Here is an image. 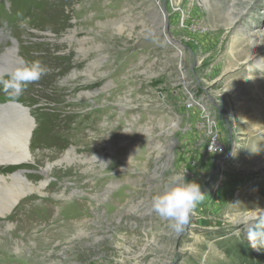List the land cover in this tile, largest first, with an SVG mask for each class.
<instances>
[{
	"label": "rangeland",
	"instance_id": "rangeland-1",
	"mask_svg": "<svg viewBox=\"0 0 264 264\" xmlns=\"http://www.w3.org/2000/svg\"><path fill=\"white\" fill-rule=\"evenodd\" d=\"M195 1L168 17L166 31L186 54L179 65L172 47L153 49L157 36L128 37L139 19L129 0H0V54L15 45L21 60L49 69L16 100L0 89V107L29 109L34 155L0 174L19 170L37 183L45 160L67 149L102 157L54 166L45 195L27 197L0 220V264H133L142 255L146 264H264V248L248 241L255 221L235 224L264 210V0ZM241 40L262 51L248 64L255 83L228 68L243 61L242 51L229 52ZM225 154L232 161L217 172ZM175 174L204 195L179 237L151 210L152 195Z\"/></svg>",
	"mask_w": 264,
	"mask_h": 264
},
{
	"label": "bare ground",
	"instance_id": "bare-ground-1",
	"mask_svg": "<svg viewBox=\"0 0 264 264\" xmlns=\"http://www.w3.org/2000/svg\"><path fill=\"white\" fill-rule=\"evenodd\" d=\"M186 2H189V6H187V7L185 6ZM195 2H196L195 0H129L128 4L127 3L126 4L130 5V6L135 5V7H136L135 10L137 12V15H135V14L134 15H135V17H139V19H135L137 21H135V20L131 21L132 24H130L127 28L128 29L127 33L129 34L128 37L134 43L135 40H138L141 38H146V37H150V36L151 37L157 36V39H155V44H154V40L152 43L153 49L155 50L156 48H160V49H162V51L165 52V51H167V49L169 47L170 48L172 47L171 49H173V50H171V52L173 51V55L172 54L171 55H172V58L174 59L173 61L175 62V60H181L180 64H179V65H181L182 60H184L186 54H184L180 51L182 48V45L180 44V42L175 40V38H173V36H171L166 31V29L169 25L168 24V17L176 15L177 13L184 14L187 11H190V9H192L193 7H196ZM199 2H202V1L199 0L197 3H199ZM148 6H150V9L148 11H146V13L144 14V10ZM139 14H142V15L144 14V15L142 17H140V16H138ZM183 22L184 21H182L181 24ZM135 24H137L138 27L140 28V29H138V30H140V33H138L135 30V27H134ZM112 25L114 27H116V30L118 33H121L120 28L123 26L121 23L114 22ZM154 25H155V27H154ZM149 29H151V30H149ZM71 32H72V34L74 33L73 31H71ZM159 32H160V34H159ZM224 32H226V34L224 36H227L229 40H231L233 37H235L230 28H226ZM70 34L66 35L67 41H70L73 38V36ZM160 36H162V37H160ZM234 40H235V38H234ZM140 43H138V45L142 46ZM232 43L233 42H231V45H232ZM234 43H236V42H234ZM238 45L240 46L239 49L234 48V45L229 47L230 48L229 52L231 54L233 52L237 53L238 50L242 51L241 53L243 55V61H242V63L239 64V61L237 62V59H235L233 62H231V60H230V63H228V65H229L228 68L232 69V68L236 67L234 71H237V70L238 71L240 70V72L242 70L247 71L248 75H250V76H248L249 81L251 80L253 83H255L254 82L255 78L250 74V72H252V71H249L250 68H249L248 64L250 62L257 64V62H259V59H260L258 52L262 53V51L259 48V49L254 50L253 52H250L249 49H247L244 46L245 44H244V41H242V40L239 41ZM238 45L236 47H238ZM162 51H161V53H162ZM3 52H4L3 54H0V74L7 73L8 71L18 67L20 65V62H21V58L18 57L17 47L15 45L13 47H10V48H5V51H3ZM238 54H240V53H238ZM170 57L171 56H167V59ZM232 58H234V57H232ZM241 58H242V56H241ZM206 59H207V57H206ZM244 64H245V66L243 67L242 65H244ZM179 65L177 64L176 66L180 67ZM201 66H202V64H201ZM259 66L261 68L264 67V66H261V64ZM86 73L88 76V78H86V80H88L92 77L91 71L88 70V71H86ZM227 73L228 72H224L220 76V79L224 78L227 75ZM243 73H244V71H243ZM209 86H212V84H210ZM90 94L91 93H87V95H90ZM234 96L236 98L237 93L234 94ZM242 97H243V95H242ZM190 98H191V101H193V102H196V103L200 102V101H196L193 98V96H190ZM200 98L203 99L204 97L200 96ZM234 101H235V99H234ZM142 108L145 109V106ZM234 109L237 110V116H240L241 112L238 110L240 108L237 106ZM32 128H33V119L30 116L29 109H27L26 107H23L19 103H8V104L0 107V168L2 166L3 167L9 166V165L10 166H17V165H22V164L34 162V155L30 149V146H29L30 133H31L30 131ZM160 134H161V132H160ZM160 134H158V136ZM159 138H161V137H159ZM239 140H243V139H239ZM160 141H163V139L161 138V140H156L153 145H155V146L158 145L160 143ZM94 159H97V160L99 159L100 162L102 161L101 156H93L91 158H87L85 156H78L77 154L74 153L73 149H67L64 153L58 154L56 158H53V161L45 160L43 166L39 170V174L42 176L43 180H41L37 183H33L32 181L28 180L24 174H23L24 176L21 175L22 171H19V170L13 171V172L8 173V174H0V220L4 219L5 217L12 214L15 211V208L19 205V203H21L22 201L27 199V197H30L33 194L45 195L44 188L46 186L48 174L51 172V170L53 169L54 166H62V165L65 166V165H69V164L77 162V161L91 162ZM153 160H155V159L153 158ZM229 161H232V155L228 156V154H225V156H223L221 158V160L218 162L217 172H222L221 168H228L227 163H229ZM238 163H241V160H238ZM233 168L238 169V170L241 169V167L237 164ZM258 169H259L258 170L259 172L264 174V167H261ZM241 170L243 172H246L245 171L246 168H244V167ZM221 181H222V175H221V179H219V183ZM99 201L102 202V200H99ZM116 206L120 207L122 205H116ZM18 213H19V211H18ZM255 214L256 213H250V214L245 215V216L243 214L238 218L239 220L236 221L235 224L241 225V227H245L244 229H246V227L249 226V224L252 222V220H249L247 222H245V221L247 219H249L250 217L254 216ZM87 221L88 220H85L84 222L80 223V226H84L85 223H87ZM145 258H146V255H142L140 258H138L136 261H134L133 264H146ZM156 258H159V257L157 256ZM152 264H156V262H154Z\"/></svg>",
	"mask_w": 264,
	"mask_h": 264
},
{
	"label": "clouds",
	"instance_id": "clouds-1",
	"mask_svg": "<svg viewBox=\"0 0 264 264\" xmlns=\"http://www.w3.org/2000/svg\"><path fill=\"white\" fill-rule=\"evenodd\" d=\"M49 69L40 60H21L20 65L7 72V79L0 75V89L10 99H18L29 83L39 81ZM106 166V165H105ZM200 185L185 179V174H175L151 197V210L161 219L169 222V227L177 237L185 233L190 225L191 215L198 201L203 198ZM255 221L248 231V241L254 249L264 248V210L245 222ZM235 234L239 237V231Z\"/></svg>",
	"mask_w": 264,
	"mask_h": 264
}]
</instances>
